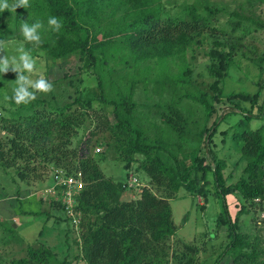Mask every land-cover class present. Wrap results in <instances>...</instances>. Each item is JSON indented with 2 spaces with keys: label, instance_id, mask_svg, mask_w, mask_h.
I'll use <instances>...</instances> for the list:
<instances>
[{
  "label": "trees",
  "instance_id": "trees-1",
  "mask_svg": "<svg viewBox=\"0 0 264 264\" xmlns=\"http://www.w3.org/2000/svg\"><path fill=\"white\" fill-rule=\"evenodd\" d=\"M255 1H239L221 25L215 24L219 8L207 0H195L179 14L165 10L163 0H29L27 8L0 12V43L23 40L21 24L38 20L41 43L37 47L24 42L25 49L32 54L41 51L52 61L75 55L95 80L97 95L85 98L78 94L62 105L39 98L19 105L6 98L8 106L0 105L8 111L0 114L1 167L13 168L22 181L50 170L56 180L81 173L83 186L72 194L70 204L61 199L67 188L62 183L56 184L59 198L49 199L62 213L56 218L67 223L65 237L72 231L77 234L75 260L83 264H200L199 254L207 243L174 238L177 227L169 199L180 188L206 198L211 173L214 196L221 201L216 225L224 226L228 237L213 264L224 256L232 264H264V215L260 224L251 221L250 231L241 230L242 216L250 214L248 219H252L253 209L264 211V69L255 90L223 94L222 87L237 48L235 39L264 27ZM50 16L61 21L59 31L47 23ZM207 33L214 36L207 52L214 94H194L191 89L180 93L189 84L186 51L192 42L200 45ZM220 37L234 38L229 49ZM172 62L179 66L175 73ZM16 77L10 70L0 76V84ZM150 82L154 93L171 94L156 102L154 112L148 110L160 124L144 114L138 108L142 103L135 100L138 85L146 87ZM191 97L200 106L198 118L190 119V109H184L188 105L184 98ZM217 104L228 105V109L219 113ZM236 112L241 116L232 124L228 140L244 166L234 183L225 184L224 161L217 156L214 136L221 123ZM254 119L263 121L252 127ZM92 123L90 137H83ZM228 132L222 131L223 146ZM99 133L108 134L106 144L125 168L141 155L137 168L145 171L150 185L162 194L144 185L135 198L121 199L125 183L104 174L99 165L104 154L90 147ZM229 194L242 200L234 216L228 209ZM23 212L45 214L47 219L51 215L39 209ZM6 230L12 239L15 235L20 239L13 228ZM69 247L59 257L45 243H29L23 256L1 257L0 264H65Z\"/></svg>",
  "mask_w": 264,
  "mask_h": 264
},
{
  "label": "rangeland",
  "instance_id": "rangeland-1",
  "mask_svg": "<svg viewBox=\"0 0 264 264\" xmlns=\"http://www.w3.org/2000/svg\"><path fill=\"white\" fill-rule=\"evenodd\" d=\"M195 0H163L164 9L172 14L183 12L184 6L194 2ZM213 6L218 7L216 14L217 22L221 25L226 20L228 13L236 8L239 1L242 0H207ZM256 11L258 16L264 20V0H256ZM240 32H237V35ZM227 45L234 38L227 39L220 37ZM196 39V38H195ZM214 36L205 34L201 38V44L192 42L186 51L185 59L189 66V84L181 87L179 92L185 89H191L194 94L199 92H208L214 94L211 84L214 77L211 76L208 70L210 63L207 52L213 46ZM231 40V41H230ZM13 41H23L15 39L4 43L5 50H0V56L4 54L12 55L14 53ZM237 44L236 51L233 53V62L227 69V74L222 82L223 94H228L231 91H252L256 89L255 82L261 74V69H264V27L258 30H250L244 35V38L235 39ZM26 50V49H25ZM27 51V50H26ZM30 53V52H29ZM41 51L30 55L36 60V71L32 74V78L36 79L38 75H43L53 85L51 91L47 93L37 92L35 98L50 101L54 105H62L71 102L78 94H82L85 98L95 96L98 93L94 77L88 71H85L84 64L79 61L78 57L71 55L67 58L47 60L44 53ZM263 56L262 62H259V57ZM178 64H182L181 62ZM84 69H82V67ZM172 71H178L179 66L174 62L170 63ZM8 87H6V86ZM14 86V81L9 79L7 82L0 84V105L8 106L7 96ZM146 87L139 86L135 91V100L142 103L138 106L144 114L149 113L155 123L160 124L159 119L148 110H155L156 102L159 99L170 97L166 91L160 95L154 93V84H145ZM188 103L184 109H190L189 118H198L202 115L200 106L191 97L183 100ZM221 106H225L221 110ZM2 107V106H1ZM219 113L228 109V105L217 104ZM7 114L8 111H2L0 114ZM241 116L239 112L231 114L221 123L216 135L214 136L215 151L217 156L224 161V167L221 170L225 184L234 183L242 174L244 161L240 159L238 151L231 145L228 138L232 132V124ZM111 117V115H110ZM262 119H254L251 121L252 127H257L262 123ZM1 124V121H0ZM95 123L89 125V128L84 131L83 137H90V130L93 129ZM229 130L227 133V143L223 146L220 142L222 131ZM156 130L150 131L153 134ZM83 132L81 131V134ZM80 134V133H79ZM108 138L107 133H99L93 137L92 150L104 154V158L99 165L107 177L125 183V190L122 192L121 199L135 198L138 195L141 186H150L156 194H162V191L156 189L154 185H150L149 176L142 169H138L141 155H137V160L132 162L129 168H125L124 163L118 159L116 151L106 144ZM98 150V151H97ZM92 152V153H93ZM48 171L39 178H29L28 181H22L17 178L13 168H3L0 166V258H12L23 256L26 253V245L29 243H45L54 248L59 257H62L69 245L70 258L65 264H83L82 260H75L72 255L79 252L73 239L76 238V232H69L68 237H65L64 228L66 221L56 218L62 213L58 212L57 208L50 200L59 198L56 184L60 179L56 180L55 175ZM210 181L209 193L206 198L202 195L198 196L190 194L185 189L180 188L174 198L169 199L172 210V218L176 225L174 238H180L185 242H205L207 248L200 252V264H213V259L218 255L228 241L227 231L224 226L216 225V216L221 210V201L214 196V186L212 184V174L207 175ZM208 186V185H207ZM50 196V197H49ZM50 199V200H49ZM62 201L67 202L66 190L63 192ZM228 209L231 216L239 208V203L242 202L239 198L232 194L226 197ZM47 211L51 214L48 219L45 214L27 213L29 210ZM252 215L254 218L248 219L247 216H242L241 222L244 226L241 230L250 231L252 226L251 221L261 222V217L264 215L263 210L253 209ZM247 218V219H245ZM74 223H77L74 220ZM73 226V225H72ZM13 228L17 231L20 239L16 240L15 235L12 239L11 231L6 228ZM76 230V229H75ZM217 264H232V260L228 256H224Z\"/></svg>",
  "mask_w": 264,
  "mask_h": 264
},
{
  "label": "clouds",
  "instance_id": "clouds-1",
  "mask_svg": "<svg viewBox=\"0 0 264 264\" xmlns=\"http://www.w3.org/2000/svg\"><path fill=\"white\" fill-rule=\"evenodd\" d=\"M29 0H16L15 3L9 4L8 0H0V12L7 9L9 12L15 11L18 6L27 8ZM47 23L53 26V31H59L62 27L61 21L55 17L50 16ZM42 23L35 21L31 24L24 22L20 26L23 41H13L14 53L12 55L4 54L0 56V76L9 72L10 70L17 73L15 84L11 89V99L15 104H27L35 99L37 92L47 93L52 90L53 85L42 74L38 75L36 79L32 78V74L36 71V60L25 50L24 42H32L34 46H39L41 43V36L39 29ZM6 45L0 43V50H5ZM43 55V53H41Z\"/></svg>",
  "mask_w": 264,
  "mask_h": 264
},
{
  "label": "built area",
  "instance_id": "built-area-1",
  "mask_svg": "<svg viewBox=\"0 0 264 264\" xmlns=\"http://www.w3.org/2000/svg\"><path fill=\"white\" fill-rule=\"evenodd\" d=\"M80 172H77L74 175H69L65 178H61L58 183L66 185V197L68 198L67 203H71V196L74 192L78 191L83 186L82 179L80 177ZM71 214V212H69Z\"/></svg>",
  "mask_w": 264,
  "mask_h": 264
}]
</instances>
